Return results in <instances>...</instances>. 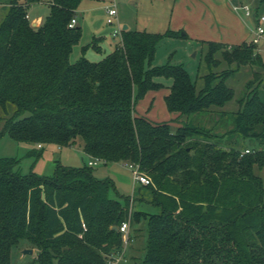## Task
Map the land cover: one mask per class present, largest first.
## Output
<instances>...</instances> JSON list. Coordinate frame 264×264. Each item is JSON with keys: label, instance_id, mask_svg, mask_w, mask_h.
Instances as JSON below:
<instances>
[{"label": "trees", "instance_id": "trees-1", "mask_svg": "<svg viewBox=\"0 0 264 264\" xmlns=\"http://www.w3.org/2000/svg\"><path fill=\"white\" fill-rule=\"evenodd\" d=\"M41 1L10 0L0 22V105L14 106L1 133L37 144L29 151L36 158L47 144L81 137L91 158L136 164L151 181L119 199L110 195L114 178L98 177L89 163L58 162L53 174L40 175L21 172L17 156H1L0 264L12 263L23 240L38 249V264H110L124 247L118 227L128 218L134 230L144 222L147 234L133 264H264V180L256 172L264 167V53L257 44L201 40L207 71L198 87L183 63L153 64L159 43L186 37L182 30L122 28L120 44L101 60L84 55L100 49L94 38L71 61L82 27L70 23L83 0H48V14L33 26L28 11ZM250 65L238 109L220 110L235 97L227 80ZM163 87L175 127L136 110ZM246 138L258 144H242ZM132 200L156 211H131ZM131 237L129 247L132 230Z\"/></svg>", "mask_w": 264, "mask_h": 264}, {"label": "rangeland", "instance_id": "rangeland-1", "mask_svg": "<svg viewBox=\"0 0 264 264\" xmlns=\"http://www.w3.org/2000/svg\"><path fill=\"white\" fill-rule=\"evenodd\" d=\"M25 1V0H22ZM248 4L251 6L253 12L259 9V13H264V4L260 5L258 1L248 0ZM10 0H0V22L3 20L4 15L7 12V6ZM114 3L118 13L112 23L108 22L107 6ZM174 6V0H83L76 12V25L82 27V36L80 41L74 46L71 53V61H76L83 54L82 47L91 43L94 38H97V42L100 45V49L97 50L90 46L84 55L92 61L101 60L104 56L110 53L116 45L121 42L122 31L116 32L118 29H122L123 25H128V28L132 30H147L150 32H164L169 28L168 21H170L171 10ZM30 11V12H29ZM28 11V17L31 20L36 19V16H46L49 12V5L47 2L33 4ZM252 23L253 15L246 16ZM184 32V30L182 31ZM252 38V37H251ZM235 44V43H234ZM264 41L260 43L263 45ZM260 51V50H259ZM202 44L201 40H197L191 36H179L164 38L158 45L154 65L164 64L167 62L183 63L193 80H197L198 87L202 85L201 75L207 71V67L202 59ZM224 67L227 65L224 64ZM252 67L243 66L235 75L231 76L227 83L235 89V97L226 103V105L220 110L232 112L238 109L237 98L241 97L245 90L246 82L252 78ZM166 85L171 83V79L165 77H159ZM262 92L264 93V79L262 83ZM152 92V91H151ZM149 94L162 95L167 94L169 88L163 87L159 91H153ZM160 96L151 98L150 103H147L148 98L144 96L138 101L137 109L140 111L145 104L148 105L147 112L152 110L154 116L157 118H165L163 109L170 112L166 108L165 99L161 102ZM162 104L163 107L162 108ZM14 110L13 105H8L5 110L0 105V157L1 156H17L20 158L18 169L27 173L31 169L40 175H51L54 172L56 164L58 162L69 166H81L88 163L90 160L89 155L81 147L82 138L78 137V143L61 147L56 144H47L44 146L42 156L36 158L34 154H29L31 149L37 150L39 146L37 144L18 141L13 139L8 132H2L5 119ZM137 110V111H138ZM152 112V113H153ZM200 118L198 114L191 116V118ZM218 117H220L218 115ZM149 118H151L149 116ZM183 119H187V115L183 116ZM179 121V120H178ZM175 119L171 120L172 125L177 126ZM208 124V123H207ZM210 125V124H209ZM242 144L256 146L258 141L254 138L242 139ZM92 159V158H91ZM94 172L98 177H113L116 182V189H112L110 195L119 199H123L124 196L133 195L135 188L139 183H135L133 179V169L129 164L123 162L105 163L103 161L96 165H93ZM256 172L259 173L264 180V167H256ZM133 209H142L148 211H156V207H153L146 201H134L131 203V211ZM127 220H131L128 218ZM136 230L131 229L133 234L136 235V240L132 247L127 250V256L130 257V263H136L141 260L145 251L146 242V227L142 222L137 225ZM26 248H36L32 246L28 241L23 240L20 244L13 249L12 263L11 264H38L36 260L37 254L25 253ZM37 249V248H36ZM38 251V249H37Z\"/></svg>", "mask_w": 264, "mask_h": 264}, {"label": "crops", "instance_id": "crops-1", "mask_svg": "<svg viewBox=\"0 0 264 264\" xmlns=\"http://www.w3.org/2000/svg\"><path fill=\"white\" fill-rule=\"evenodd\" d=\"M44 1L48 3V0H43L40 3ZM255 1L259 2V0ZM248 3V0H174V6L170 14V21H168L169 29L184 30V32L187 33V36L194 37L197 40H216L229 44H239L245 40H251L258 15L264 14H256L257 12H253L252 18L255 23H252L247 19L244 11L239 7L242 4ZM38 18H40L41 23L44 16L38 15L36 16V19ZM259 48L260 52L264 53V44L259 45ZM159 90H150L147 92L145 96L147 97V95H150L147 103H150L151 98L158 96H160L159 98L162 102L163 97H165L166 94H149L151 91ZM147 107L148 105L145 104L140 111L136 108V110H138L137 113L145 115L148 118L150 116L151 118L149 119L153 121H171L176 117V113L170 112L167 109L170 112V114H168L167 111L163 109V113L166 115L165 118H163V116L157 118L154 116V106L150 112H147ZM162 108H164L163 104ZM32 249V254H37V249Z\"/></svg>", "mask_w": 264, "mask_h": 264}, {"label": "built area", "instance_id": "built-area-1", "mask_svg": "<svg viewBox=\"0 0 264 264\" xmlns=\"http://www.w3.org/2000/svg\"><path fill=\"white\" fill-rule=\"evenodd\" d=\"M245 13L246 16H251L253 14V11L251 9V6L249 4H242L239 6ZM107 11H108V22L112 23L114 21V18L116 17L118 10L115 6L114 3L110 4L109 6H107ZM29 16V15H28ZM76 17H74L71 20L70 26H74L76 24ZM122 29H118L116 32H120ZM252 42H254L255 44H257L258 50H260L259 45L262 41H264V14H260L258 15V19L253 31V35L251 38ZM252 149L251 148H247L245 149V152H251ZM99 162H101V160L99 158H92L91 160H89V164L90 165H96ZM130 167H132L133 169V179L134 182L140 183V184H149L151 179L149 176H147L145 173H143L138 165L136 164H129ZM85 226V224H83ZM120 229V231L122 232V236H123V240H124V247L121 251H119L116 254L112 255V258L110 259L109 263L110 264H119L122 262H126L128 260L127 257V250L129 249V245L132 243L133 241V237H131V224L129 220H125L122 222V224L120 225V227H118Z\"/></svg>", "mask_w": 264, "mask_h": 264}, {"label": "water", "instance_id": "water-1", "mask_svg": "<svg viewBox=\"0 0 264 264\" xmlns=\"http://www.w3.org/2000/svg\"><path fill=\"white\" fill-rule=\"evenodd\" d=\"M39 23H40V18L35 19V20L32 21V25H33V26H38ZM127 28H128V25H124V26H123V29H127ZM114 228L117 229V226H114ZM24 252H25V253H33V249H32V248H26V249L24 250Z\"/></svg>", "mask_w": 264, "mask_h": 264}]
</instances>
